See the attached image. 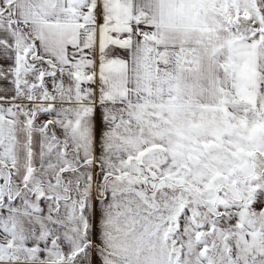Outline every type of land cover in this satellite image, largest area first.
<instances>
[{
  "label": "snow or ice",
  "instance_id": "6c2138e0",
  "mask_svg": "<svg viewBox=\"0 0 264 264\" xmlns=\"http://www.w3.org/2000/svg\"><path fill=\"white\" fill-rule=\"evenodd\" d=\"M0 264H264V0H0Z\"/></svg>",
  "mask_w": 264,
  "mask_h": 264
}]
</instances>
